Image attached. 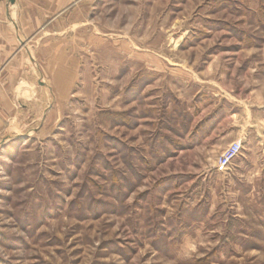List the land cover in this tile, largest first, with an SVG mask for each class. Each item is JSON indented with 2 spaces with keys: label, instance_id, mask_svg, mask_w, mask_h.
I'll list each match as a JSON object with an SVG mask.
<instances>
[{
  "label": "rangeland",
  "instance_id": "obj_1",
  "mask_svg": "<svg viewBox=\"0 0 264 264\" xmlns=\"http://www.w3.org/2000/svg\"><path fill=\"white\" fill-rule=\"evenodd\" d=\"M71 20L72 96L0 121V264H264V0Z\"/></svg>",
  "mask_w": 264,
  "mask_h": 264
},
{
  "label": "crops",
  "instance_id": "obj_2",
  "mask_svg": "<svg viewBox=\"0 0 264 264\" xmlns=\"http://www.w3.org/2000/svg\"><path fill=\"white\" fill-rule=\"evenodd\" d=\"M89 1L0 0V121L11 129L14 121H47L50 97L62 104L74 93L80 60L67 32Z\"/></svg>",
  "mask_w": 264,
  "mask_h": 264
},
{
  "label": "built area",
  "instance_id": "obj_3",
  "mask_svg": "<svg viewBox=\"0 0 264 264\" xmlns=\"http://www.w3.org/2000/svg\"><path fill=\"white\" fill-rule=\"evenodd\" d=\"M241 149V141H234L228 147L224 149L218 159V165L220 167H227L231 161L237 156Z\"/></svg>",
  "mask_w": 264,
  "mask_h": 264
},
{
  "label": "water",
  "instance_id": "obj_4",
  "mask_svg": "<svg viewBox=\"0 0 264 264\" xmlns=\"http://www.w3.org/2000/svg\"><path fill=\"white\" fill-rule=\"evenodd\" d=\"M14 0H10V2H13Z\"/></svg>",
  "mask_w": 264,
  "mask_h": 264
}]
</instances>
